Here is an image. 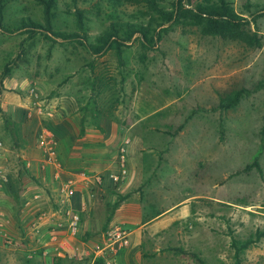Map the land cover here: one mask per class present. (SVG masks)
Segmentation results:
<instances>
[{
  "label": "rangeland",
  "instance_id": "1",
  "mask_svg": "<svg viewBox=\"0 0 264 264\" xmlns=\"http://www.w3.org/2000/svg\"><path fill=\"white\" fill-rule=\"evenodd\" d=\"M203 1L184 2V6L195 8ZM170 2L161 4L166 12L172 10ZM227 2L242 23L257 34L259 47L207 35L188 19L156 27L161 19L155 15V43L144 47L138 34L124 41V32L125 24L150 22L146 8L124 4L114 12L108 1L99 0H78L76 5L57 0L52 32L78 34L76 40H62L47 31L41 1L0 0L1 144L15 138L19 116L11 115L12 109L25 111L27 118H40L39 131L35 125L38 138L45 130V119L52 126L56 119L61 122L70 106L92 123L105 116L126 124L139 118L127 116L133 101L138 111L144 107L152 114L148 122L159 127L158 132L176 135V128L187 120L185 144L197 136L198 125L213 130L214 162L203 158L197 162L201 152L192 153L189 147L188 158L181 164H160L159 182L150 178L153 187H163L169 196L160 199L155 194V209L209 190L218 199L190 198L187 217L157 232H146L141 249L149 264H264V225L257 219V211L253 208L240 213L228 206L239 202L242 194L255 192L249 179L261 168L247 172L244 168L255 159L264 163V0ZM76 10L84 15L82 30ZM111 22L123 26L117 39H112L120 44L119 49L107 47L100 54L92 53L88 46L110 31ZM241 89L246 92L237 105L221 107L224 94ZM37 107L43 115L36 113ZM29 108L33 109L31 116ZM124 199L120 196L114 203L107 201V215ZM22 229L0 224V264L32 261L28 257L32 253L26 250L35 245L25 239L27 231ZM249 239L253 243L238 260L231 242Z\"/></svg>",
  "mask_w": 264,
  "mask_h": 264
},
{
  "label": "crops",
  "instance_id": "2",
  "mask_svg": "<svg viewBox=\"0 0 264 264\" xmlns=\"http://www.w3.org/2000/svg\"><path fill=\"white\" fill-rule=\"evenodd\" d=\"M137 109L140 108L133 101L127 116L133 114L139 118L123 125L115 118L105 116L99 117L95 123L84 120L74 106H70L67 113L65 111L68 116L62 117L61 122L56 119L53 126L48 123V118L45 119L44 129L54 137L56 158L62 166L61 177L73 182L69 184L68 192H72L70 198H67L66 188L63 190V183L55 179L54 170H42L40 167L43 155L38 132H35L40 118H27L25 111L10 110L11 115L19 118L14 128V140L5 141L0 148V215L3 216L0 224L23 228L27 233L32 226L38 227L39 234L24 236L35 245L34 249L26 250V253H32L28 256L32 259L29 264H94L99 250L106 251L114 264H149L141 249L146 232H157L187 217L190 198L206 196L209 200L217 201L214 192L209 190L155 209V194H159L160 199L169 197L163 193V187H153L151 184L152 179L160 181V164L166 161L181 164L183 159L188 158L189 147H192V153L201 152L197 162H201V158L214 162L217 155L216 138L209 126L206 128L201 124L197 126V136L188 139L189 143L185 144L189 123L176 135L170 136L158 132L161 129L148 122L152 114L146 108ZM62 124L65 127L61 129ZM36 126L39 131V125ZM16 133H20L17 138ZM125 140L129 141L126 148L128 173L119 185L114 184L110 176L117 172V156ZM192 143H195L194 148ZM259 165L261 172L257 171L249 179L255 184V192L250 196L242 194L239 202H231L228 206L240 213L254 208L257 219L264 225V163L260 162ZM84 175H99L102 183L96 185L84 181ZM120 196L125 199L113 208L110 216L107 215V201L114 203ZM247 196L251 199L246 200ZM152 208L153 211L149 212ZM66 210L81 212V223L72 249L64 253L58 252L49 242L48 232L56 226H62L61 232H65ZM5 215L7 220L4 219ZM200 219L197 218L198 221ZM116 228L127 233L129 244L111 251L118 246L112 236ZM106 229L108 231L104 232Z\"/></svg>",
  "mask_w": 264,
  "mask_h": 264
},
{
  "label": "trees",
  "instance_id": "3",
  "mask_svg": "<svg viewBox=\"0 0 264 264\" xmlns=\"http://www.w3.org/2000/svg\"><path fill=\"white\" fill-rule=\"evenodd\" d=\"M39 1H41L44 6L47 31L53 33L56 38L62 40H76L78 38V34L52 32L51 30L50 24L51 19L55 16L54 10L56 9L57 0ZM70 1L73 5H76L78 0ZM102 1H108L113 7L114 12L118 6L124 4L143 6L146 8L147 12L145 14L151 17L150 22L145 25L125 24L127 26L124 32L126 35L124 41H130L135 34H138L144 44V47H146L147 44V47L151 48L155 43L154 33L156 32V29L153 27V23L156 22V19H154L152 15L161 19L160 23L156 24V27H162L164 24L177 22L181 19H188L192 24L201 27L202 31L207 35L220 37L224 40L240 41L252 47L260 46L257 34L251 31L248 26L249 24L242 23V18L238 16L232 5L228 3L227 0H204L202 3L197 4L195 8L188 9L184 6V2L191 5L193 0H171L170 5L172 10L170 12H166L161 6L162 2L168 0H99V3ZM75 14L80 29L82 30L84 19L83 12L76 10ZM35 26L36 28H39L38 25ZM122 27L123 26L118 23L115 24L114 22H111L110 31L97 38L96 44L89 45L88 49L94 54H100V52L107 47L109 49L116 47L118 50L120 44L114 40L117 39L119 30L122 29ZM157 39H159V35ZM245 92V90L241 89L231 92L230 94H224L221 97V107L228 109L234 107L238 104L239 99L243 96V94H245ZM186 122L187 120H185L183 124L179 125L176 128L175 133L180 132ZM261 135L264 141V128L261 131ZM254 167L260 169L257 159H255L253 163L247 165L243 171L247 172ZM252 243L253 241L251 239L246 240L245 242H238L236 240L231 242V245L235 250V256L238 260L241 252L247 250ZM94 264H103V262L101 260H96ZM237 264H239V261H237Z\"/></svg>",
  "mask_w": 264,
  "mask_h": 264
},
{
  "label": "built area",
  "instance_id": "4",
  "mask_svg": "<svg viewBox=\"0 0 264 264\" xmlns=\"http://www.w3.org/2000/svg\"><path fill=\"white\" fill-rule=\"evenodd\" d=\"M38 115H43V111L41 107H37L34 109ZM33 109L29 108L28 114L31 116ZM39 144L42 149V160L40 162V167L42 170L52 169L55 172V179L58 181H61L63 190H67V198H70L72 195V192L69 191V184H73V182L66 181L62 179V166L58 162L56 158V151L53 146L54 140L53 135L49 130H43L38 137ZM129 144L128 140H125L123 144L121 145L117 157V172L115 174H112L110 177L114 184H118L121 181L125 179L127 176V145ZM2 147V144L0 143V148ZM1 174V172H0ZM83 180L94 183L96 185H100L102 183V177L101 176H94V177H88L86 175L83 176ZM85 206L83 205V208ZM65 222H64V233L61 232L62 226H56L49 230L48 232V238L49 242L52 243L58 252H64L67 249H72V246L79 234L80 229V223H81V212H74L72 210H66L65 211ZM113 238L115 239V242L118 244V246L114 249L110 248L111 251H115L120 248H124L128 246V236L127 233L120 228H116L113 231ZM36 234H39V229L37 226H32L30 228V231L27 233L28 237H33ZM6 237V236H5ZM19 245V244H17ZM97 255V260H101L103 264H114V261L111 260L109 257V254L104 250H99Z\"/></svg>",
  "mask_w": 264,
  "mask_h": 264
}]
</instances>
